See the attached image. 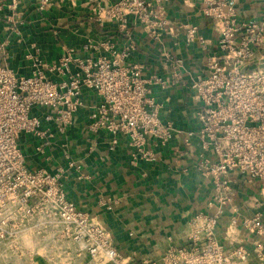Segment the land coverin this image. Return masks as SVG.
Returning a JSON list of instances; mask_svg holds the SVG:
<instances>
[{
	"label": "crops",
	"instance_id": "0c3cea01",
	"mask_svg": "<svg viewBox=\"0 0 264 264\" xmlns=\"http://www.w3.org/2000/svg\"><path fill=\"white\" fill-rule=\"evenodd\" d=\"M117 1L51 0L40 9L36 0H0V64L20 76L41 69L56 79L47 68L65 50L96 57L132 46L126 62L141 65L144 78L165 80L163 86L151 87L153 100L161 106V120L183 130L197 128L198 106L189 83L217 50L225 19H213L202 4L186 0H153L151 9L161 17L146 20L98 16L102 7ZM231 7L240 23L264 17L261 0H235ZM188 26L196 28L191 43L185 39ZM88 44L98 46L85 50ZM262 64L264 50L246 62L247 68ZM176 73L180 78L174 77ZM82 98L84 105L65 133L50 125L51 135L37 138L25 133L19 144L29 168L58 174L66 197L105 229L118 258L106 263L91 259L78 253L77 244L58 245L27 230L26 253L13 264H166L163 257L170 247L191 242L195 218L216 211L212 177L200 169L204 159L215 161L213 150L202 151L197 139L186 146L183 135L168 142L149 140L144 146L155 154L154 160L144 159L125 135L110 148L106 132L89 129V114L100 97L85 88ZM34 113L40 115L42 109ZM229 177L232 196L222 205L215 238L227 252L243 246L248 264H262L255 250L264 248V233L250 231L243 220L259 216L264 222V182ZM0 264L7 263L0 257Z\"/></svg>",
	"mask_w": 264,
	"mask_h": 264
},
{
	"label": "built area",
	"instance_id": "2783aa9c",
	"mask_svg": "<svg viewBox=\"0 0 264 264\" xmlns=\"http://www.w3.org/2000/svg\"><path fill=\"white\" fill-rule=\"evenodd\" d=\"M36 1L43 9L51 0ZM186 1L202 4L213 19H225L217 50L189 83L198 106L195 129L175 128L161 120V106L153 100L151 87L163 86L165 80L144 78L141 65L126 62L132 46L96 57L65 50L47 68L56 79L41 69L20 76L0 64V257L5 263L13 264L26 253L27 230L58 245L77 244L78 253L91 259L106 263L118 258L105 229L66 197L58 174L29 168L19 144L25 133L37 138L51 135L50 125L65 133L84 105L85 88L100 97L89 114V129L106 132L110 148L118 143L119 135H125L144 159L154 160L155 154L144 146L152 138L168 142L183 135L186 146L197 139L202 151L212 149L215 154V161L204 159L200 169L212 177L215 200L222 204L232 196L229 175L264 182V64L246 66L258 50H264V17L259 22H237L231 7L235 0ZM152 4L153 0H119L102 7L98 16L125 20L134 15L146 20L156 16ZM195 37L196 28L188 26L186 42ZM93 46L98 45L88 44L84 49ZM38 108L40 115L34 113ZM193 222L194 226L202 222L204 227H195L188 245L170 247L163 257L166 264H248L249 253L243 246L227 252L217 242L216 216L200 214ZM243 224L256 234L264 233L259 216ZM256 247L255 254L264 264V248Z\"/></svg>",
	"mask_w": 264,
	"mask_h": 264
},
{
	"label": "rangeland",
	"instance_id": "374dc122",
	"mask_svg": "<svg viewBox=\"0 0 264 264\" xmlns=\"http://www.w3.org/2000/svg\"><path fill=\"white\" fill-rule=\"evenodd\" d=\"M217 203H216V211L215 212H213L212 214H209V215H214V216H216V222H215V224H214V227H213V230H216V226H217V224H218V219H219V215H220V213L222 212V203H220V202H218V201H216ZM262 222V221H261ZM195 227L196 228H199V227H204V225H203V223L202 222H199V223H196L195 224ZM262 230H264V222H262Z\"/></svg>",
	"mask_w": 264,
	"mask_h": 264
}]
</instances>
